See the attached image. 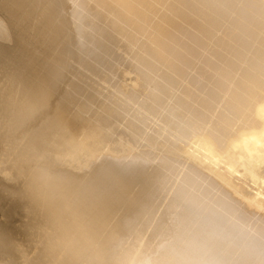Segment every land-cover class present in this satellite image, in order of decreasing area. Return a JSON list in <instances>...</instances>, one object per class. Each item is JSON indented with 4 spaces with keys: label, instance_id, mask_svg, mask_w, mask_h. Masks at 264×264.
Here are the masks:
<instances>
[{
    "label": "bare ground",
    "instance_id": "1",
    "mask_svg": "<svg viewBox=\"0 0 264 264\" xmlns=\"http://www.w3.org/2000/svg\"><path fill=\"white\" fill-rule=\"evenodd\" d=\"M0 264H264V0H0Z\"/></svg>",
    "mask_w": 264,
    "mask_h": 264
},
{
    "label": "rangeland",
    "instance_id": "2",
    "mask_svg": "<svg viewBox=\"0 0 264 264\" xmlns=\"http://www.w3.org/2000/svg\"><path fill=\"white\" fill-rule=\"evenodd\" d=\"M126 72L122 79L119 81V93L115 97V103L118 102L122 97L128 94H136L138 96H143L144 90L141 86V78L138 77L136 72L124 71ZM135 150V149H133Z\"/></svg>",
    "mask_w": 264,
    "mask_h": 264
}]
</instances>
